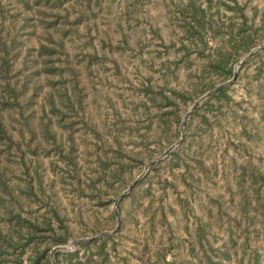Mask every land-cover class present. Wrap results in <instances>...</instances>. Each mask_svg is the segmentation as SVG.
I'll use <instances>...</instances> for the list:
<instances>
[{
    "label": "rangeland",
    "instance_id": "rangeland-1",
    "mask_svg": "<svg viewBox=\"0 0 264 264\" xmlns=\"http://www.w3.org/2000/svg\"><path fill=\"white\" fill-rule=\"evenodd\" d=\"M199 9L206 27L224 33H206L209 45L225 42V27H239L242 15L260 28L252 49L264 45V0H0V122L10 137L0 140L5 240L17 239L18 213L41 222L50 207L68 228L63 251L92 253L98 241L68 242L115 229L114 201L99 199L115 200L179 138L167 145L174 130L148 94L184 91L191 99L183 116L207 92L206 57L186 59L181 48ZM256 51L229 85V100L201 109L209 124L196 116L178 156L150 165L121 200L106 264H264V47ZM99 176L109 182H96L100 198L89 186ZM17 254L4 264H16Z\"/></svg>",
    "mask_w": 264,
    "mask_h": 264
},
{
    "label": "trees",
    "instance_id": "trees-1",
    "mask_svg": "<svg viewBox=\"0 0 264 264\" xmlns=\"http://www.w3.org/2000/svg\"><path fill=\"white\" fill-rule=\"evenodd\" d=\"M237 3L234 2V7L239 8L240 6L236 5ZM232 7V6H231ZM242 8V7H241ZM198 11H194L190 13V18L192 20L191 29L186 34V38L190 40L189 45H182L183 57L186 59L192 53H195L197 57H206V66L204 68V72L200 74L201 79H208L206 83H204V87L201 91L206 92L213 88L216 85V80L220 79L221 81H225L232 76L233 65L240 59L243 54H246L250 51L253 47L256 46V40L261 37L259 34L260 28L255 27L251 23H247L248 17L242 15L241 23L239 27H235L233 23H229L230 25L226 26V35L227 38L225 42L221 45H209L206 33H209L211 38L216 39V35L220 34L223 36L224 33H220L219 31H215L212 25H208L206 27V23L204 22L205 12L203 9H199ZM229 22V21H228ZM231 22V21H230ZM193 28V29H192ZM207 53L205 54V51ZM43 51L47 52L46 49ZM52 52V51H51ZM50 52V53H51ZM260 51H256L252 54V58L258 55ZM241 53V54H240ZM1 68L4 70L5 64L4 62L0 63ZM205 67V66H204ZM258 67L257 70H259ZM207 72L206 77L204 74ZM256 77L260 73L257 71ZM230 86L224 87L214 93L211 97L207 98L199 107L195 108L191 115L186 119L184 123V130L187 134L189 129V125L192 120L196 116H200V122L204 124H209L208 117L203 113L201 114V109H209L212 107V101L216 100L217 102H221L222 100L227 101L229 100V95H227ZM170 94H168L165 90H161L159 95H151L148 94L149 101L153 105V107L157 108V117L161 123H163L164 128L169 132L170 130H174L173 132V140L167 142V145L174 141L176 138L179 137L180 130L179 126L181 123L182 112L184 111V107L188 104L191 97H187L184 91H175L172 89L168 90ZM144 108V101L142 103ZM4 106H7L6 103ZM149 108V107H148ZM221 109V107H219ZM153 117L149 115V120ZM248 137L251 138V135L248 134ZM9 134L7 133V129L5 126L0 122V140H7L9 139ZM142 145L144 142L142 141ZM181 144L176 147L173 151L169 153L168 156L175 157L178 156V150ZM137 159L141 161L142 159L132 155L129 159ZM121 164V163H120ZM122 166V165H121ZM152 168H156L157 165H151ZM106 185L109 184L107 179L104 176H99L97 180H91L89 182V186L91 187V191H94L96 196L101 195L102 187H97L96 182L103 181ZM144 180V176L140 179V182ZM138 183L136 185H138ZM135 185V186H136ZM127 186L125 182L124 187ZM135 186L118 201V210L120 213L119 203L125 197L130 196L133 193ZM114 201L111 197L110 199H99L98 203L100 205H106L107 203ZM48 215L45 217L41 222L24 220L18 213L15 218V221H11L13 225L16 226L17 239L14 241L12 238L6 239L0 233V264H4L6 260V256L18 253L13 261L16 264H22V253L25 251V248L30 245L31 246V253L28 256L29 264H52L50 260V251L51 249L58 244H64L67 242L69 238V232L67 225L64 223V220L58 210L54 207H50L48 210ZM113 217L115 218V214L113 212ZM13 220V217H12ZM52 220L57 222L56 227L53 226ZM112 234H103L99 238L95 240H86L78 242V246L87 247L89 243L92 241L97 242L98 245L94 252H87L84 251L83 255L79 253V249H76L72 252L57 250L54 253V258L57 264H60L61 260L60 257L64 256L66 261L69 264H106V260L108 258V252L106 249V241L108 239H113ZM6 244V246L2 245V242ZM112 242V241H111ZM6 248L9 250L6 251ZM112 248L115 250V245L112 243ZM94 255H97L99 259L93 258Z\"/></svg>",
    "mask_w": 264,
    "mask_h": 264
},
{
    "label": "water",
    "instance_id": "water-1",
    "mask_svg": "<svg viewBox=\"0 0 264 264\" xmlns=\"http://www.w3.org/2000/svg\"><path fill=\"white\" fill-rule=\"evenodd\" d=\"M264 47L263 46H259L256 47L255 49L250 50L239 62H237L234 65L233 68V74L231 76L230 79L216 85L214 88H212L211 90L207 91L206 93H204L203 95H201L190 107L189 109L185 112V114L182 116L181 119V123L179 126V130H180V135L179 138L177 139V141H175L174 143H172L170 146H168L162 153L161 155H159V157L155 160L150 161L149 163H147L143 169V171L115 198L114 202H113V210H114V214H115V218H116V227L114 230L111 231H103L93 237H87V238H80V239H74L71 240L70 242H68L69 245H74L77 242L80 241H86L89 239H93L95 237H99L103 234H109V233H113L115 232L119 226H120V216H119V211L117 208V204L118 201L124 196L126 195L135 185L136 183L142 178V176L144 175L146 169L153 164H158L161 159H163L164 157H166L171 151H173L175 149V147H177L184 139V135H185V131H184V123L186 121V119L191 115V113L194 111V109L196 107H198L203 101H205L207 98L211 97L214 93H216L217 91H219L220 89L227 87L229 85H231L235 79L237 78V74H238V70L239 68L243 65V63L258 49ZM66 248H68V246L66 245H57L55 247H53L50 251V260L52 264H57L56 260L54 258V253L57 250H65Z\"/></svg>",
    "mask_w": 264,
    "mask_h": 264
}]
</instances>
